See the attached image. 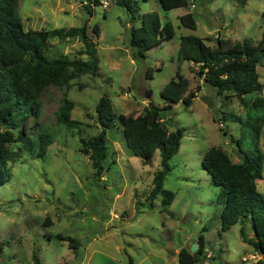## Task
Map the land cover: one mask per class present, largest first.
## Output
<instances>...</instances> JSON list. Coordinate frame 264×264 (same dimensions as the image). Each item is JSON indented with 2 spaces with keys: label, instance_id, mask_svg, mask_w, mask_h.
Instances as JSON below:
<instances>
[{
  "label": "rangeland",
  "instance_id": "rangeland-1",
  "mask_svg": "<svg viewBox=\"0 0 264 264\" xmlns=\"http://www.w3.org/2000/svg\"><path fill=\"white\" fill-rule=\"evenodd\" d=\"M188 1L184 8L163 10L157 0H136V17L155 11L162 23L169 20L174 27L170 39L138 57L130 45V29L141 21H132L131 13L114 0L92 5L91 16L85 9L89 0H18L25 30L80 27L87 21V33L96 44L98 73L77 75L68 86H48L39 97L40 115L26 121L27 129L34 122L51 129L53 142L43 157L21 150L20 157L8 162L10 179L0 184V264H178L180 248L190 247L200 234L208 258L194 264H242L243 256L255 252L240 236L241 222L221 230V204L215 202L219 188L201 166L204 152L220 146L234 162L259 150L264 168V123L255 143L248 128L231 119L232 115L245 119L246 110L235 97L225 98L229 92L219 95L206 83L189 107L178 102L161 112L169 131L182 130L163 182L174 193L169 207L162 205L161 196L152 207L146 199L160 167L159 151L144 164L127 147L118 121L106 132L108 155L99 178L88 156L80 152V138L99 131L95 105L102 95L109 97L117 115H137L148 101L164 104L160 90L177 70L187 78L188 90L199 84L191 62L178 59L181 35H196L209 45L217 36L232 41L251 38L254 44L261 38L264 0H248L243 6L236 0ZM187 12L193 14L195 29L179 21ZM82 50L78 39H50L47 55L85 57ZM257 71L264 85V60ZM64 94L74 104V127L57 124ZM256 184L264 198V171ZM245 228L251 234L247 221ZM57 234L73 237L79 245L73 249Z\"/></svg>",
  "mask_w": 264,
  "mask_h": 264
},
{
  "label": "trees",
  "instance_id": "trees-1",
  "mask_svg": "<svg viewBox=\"0 0 264 264\" xmlns=\"http://www.w3.org/2000/svg\"><path fill=\"white\" fill-rule=\"evenodd\" d=\"M85 9L91 16L92 5H100L101 0H89ZM115 3L131 13V20L139 19V27L131 26L130 45L135 48L136 56L144 57L145 52L170 39L174 35L171 21L161 22L155 11L135 16L136 0H114ZM163 10L184 8L188 0H157ZM248 0H236L243 6ZM264 16V10L262 11ZM180 23L195 29L196 22L191 12L179 16ZM87 21L80 27H59L53 29H23L18 13V0H0V184L9 181L8 162L20 157V151H27L33 157H43L47 147L53 142L51 129L36 122L26 128V121L37 119L41 104L39 97L50 85L68 86L77 75L98 73L96 44L87 33ZM99 34L98 26L92 28ZM78 39L83 44L81 54L85 57L69 58L66 55H47L50 39L66 41ZM178 59L190 61L195 75L216 88L225 98L235 97L246 110V118L232 115L252 133L255 143L261 134L264 123V85L260 81L257 66H263L264 31L254 44L251 38L232 41L217 36L215 43L209 45L196 35L179 37ZM151 76L150 69L146 71ZM188 80L179 70L160 90L164 100L162 106L148 101L143 111L137 115H117L107 95H102L95 105V118L99 126L97 134L80 138V152L87 155L94 175L99 178L104 170V161L108 155L106 132L119 122L127 147L144 164L151 161L156 150L160 155V167L154 173L152 187L146 199L150 207L161 196V203L169 207L174 193L163 187L166 175L170 172V159L178 152L182 130L169 131L161 120V112L171 104L182 102L185 107L192 104L200 84L188 90ZM151 89L146 90L150 96ZM251 95L252 97H248ZM74 104L66 95L56 111L57 124L74 127L76 121L71 118ZM225 117V116H223ZM224 134L226 131L224 130ZM17 143L16 149L10 145ZM238 148L239 141L236 140ZM263 154L256 150L252 155L245 153L241 162H234L220 146H211L201 158L202 168L210 175L211 183L219 188L215 202L221 204L220 227L228 230L241 222L240 236L253 251L264 257V198L257 188L256 180L262 178ZM46 223L49 222L46 218ZM251 225V234L246 232L245 222ZM205 230V228H203ZM61 241H67L69 247L76 249L77 239L57 234ZM197 248L190 247L178 251V264H194L203 260L205 238L200 234L195 240ZM256 264H263L258 261Z\"/></svg>",
  "mask_w": 264,
  "mask_h": 264
},
{
  "label": "built area",
  "instance_id": "built-area-1",
  "mask_svg": "<svg viewBox=\"0 0 264 264\" xmlns=\"http://www.w3.org/2000/svg\"><path fill=\"white\" fill-rule=\"evenodd\" d=\"M104 6H107V2L104 3ZM208 258V255L205 256V259ZM258 261H262L264 264V257L256 252L243 256L241 258L242 264H256ZM209 264V263H205Z\"/></svg>",
  "mask_w": 264,
  "mask_h": 264
},
{
  "label": "water",
  "instance_id": "water-1",
  "mask_svg": "<svg viewBox=\"0 0 264 264\" xmlns=\"http://www.w3.org/2000/svg\"><path fill=\"white\" fill-rule=\"evenodd\" d=\"M197 248V244L195 242H193L190 246V252H194ZM203 259H205V257H203Z\"/></svg>",
  "mask_w": 264,
  "mask_h": 264
},
{
  "label": "crops",
  "instance_id": "crops-1",
  "mask_svg": "<svg viewBox=\"0 0 264 264\" xmlns=\"http://www.w3.org/2000/svg\"><path fill=\"white\" fill-rule=\"evenodd\" d=\"M199 84H200V89H201V87L204 85V84H203V81L200 80V81H199Z\"/></svg>",
  "mask_w": 264,
  "mask_h": 264
}]
</instances>
